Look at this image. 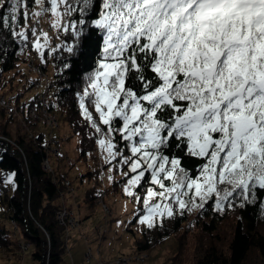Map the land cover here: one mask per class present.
<instances>
[{
    "label": "snow or ice",
    "instance_id": "obj_1",
    "mask_svg": "<svg viewBox=\"0 0 264 264\" xmlns=\"http://www.w3.org/2000/svg\"><path fill=\"white\" fill-rule=\"evenodd\" d=\"M93 7L94 0H0V27L22 43L31 34L42 61L51 54L43 51L48 34L29 25L30 16L50 13L52 27L71 28L76 42L89 39L90 26L99 30L100 58L77 93L79 108L105 162L120 166L127 196L139 203L135 189L150 175L137 222L162 226L165 216L209 200L216 211L239 203L264 216V0H101L98 18L86 20ZM75 47L63 45L68 53ZM185 155L199 158L197 175Z\"/></svg>",
    "mask_w": 264,
    "mask_h": 264
},
{
    "label": "trees",
    "instance_id": "obj_2",
    "mask_svg": "<svg viewBox=\"0 0 264 264\" xmlns=\"http://www.w3.org/2000/svg\"><path fill=\"white\" fill-rule=\"evenodd\" d=\"M71 2L75 5V0ZM100 3L101 0H94V7L89 10L85 17L86 20L98 18ZM34 6L33 2L29 9L30 13ZM78 18L77 11L67 19ZM33 23L30 16L29 25ZM63 32V41L56 44L61 45V48L52 53L47 48L45 52L51 54L41 62L42 69L46 72L50 66L53 68L50 87L53 94L48 99L49 110L58 111L65 117L70 116L69 121L64 118L71 124H83L77 93L82 92L87 86L88 76L97 66L96 61L100 58L99 52L103 46L102 35L98 29L90 26L87 32L89 39L85 42H76L71 28L67 31L63 29ZM29 40H33L31 34H29ZM27 43H22L10 36L5 29L0 27V90L8 88L11 93L10 100L23 114L36 101L34 98L28 101L22 100L23 94L33 86V82H29L27 78V62L23 56L35 55V49H28ZM74 43L76 47L73 53H68L63 48L65 44L73 45ZM65 63L70 64V67L65 68ZM19 87H23L24 91L13 93L14 89ZM90 110L93 111L94 118L98 120V114L94 109ZM5 115L2 110L0 171L15 172V190L12 195H8L3 188H0V205L6 207L8 220L18 225L22 230L21 234L30 243L31 249L28 252L31 251L30 256L33 262L63 264L67 250L66 231L58 223L56 212L62 207L61 198L67 194L64 185L65 176L56 175L53 181L52 174L44 170V162L48 160L51 141L43 132L35 131L31 140L19 136L14 144L4 142L1 137H11L7 130L11 119ZM94 140V137L88 141L86 139V142L84 140L82 155L94 147ZM119 141L125 143L122 140ZM126 154L130 155L127 149ZM182 162L190 169L191 175L198 174L199 158L185 155ZM94 173L98 174V172H92L89 175ZM146 178L147 181L142 180L141 182L144 187L137 188L141 201H143L147 186L150 185L148 173H146ZM165 183L168 184L169 181ZM98 193L100 191L96 185L88 191L87 201L93 202ZM213 204L214 201L209 200L205 203V207L196 213L195 224L200 228L201 240L196 248L193 264H264V216L260 214L259 208L252 205L240 207L237 203L233 208L225 207L223 211H216L212 207ZM188 214L189 212L185 211L183 215L175 214L172 217H165L162 226L157 224L152 229L144 228L139 236L131 230L132 250L136 253L147 252L159 241L170 236H177L180 250L178 254L171 257L170 264H186L182 256L185 247L184 240L179 232L189 219ZM223 226L226 227L227 232H223ZM10 233L6 227L0 226V248L5 247L9 250L13 248L14 242ZM253 251L257 254V258L252 262L249 258Z\"/></svg>",
    "mask_w": 264,
    "mask_h": 264
},
{
    "label": "rangeland",
    "instance_id": "obj_3",
    "mask_svg": "<svg viewBox=\"0 0 264 264\" xmlns=\"http://www.w3.org/2000/svg\"><path fill=\"white\" fill-rule=\"evenodd\" d=\"M34 10H38V6L35 5L32 11ZM37 20L42 25V31L48 34L49 47L47 48L51 51L53 46L63 41V28L52 27L50 13H45ZM64 22L67 23L66 20ZM40 39L43 43V37ZM32 56L39 58V61L42 62L36 51L35 55L32 54ZM23 57L27 62V78L29 82H33V86L23 94L22 100L28 101L34 98L36 101L23 114L10 100L11 93H9L8 88L0 90V102L4 99L7 103L5 108L0 107V116L1 111L4 110L5 116L11 119L7 128L11 137L1 138L6 144H14L19 136L31 140L35 131H41L51 141L50 153L48 154L51 170L48 173L52 174L53 181H55L56 175L65 176L64 185L67 194L60 200L62 205L60 209H70L78 222L77 225L73 226L74 228L70 225L62 226L66 231L67 241L63 264H115L119 258L129 259V264H170L171 257L178 254L180 250L177 236H170L159 241L144 253H136L132 250L133 234L131 230L139 236L144 228H148L137 222L138 215L143 213V201L137 203L134 197L125 194L126 177L120 174V166L115 161L111 165L105 162L103 157L106 153H103L96 143L99 137L83 116V121L80 119L83 124H71L67 122V119L68 121L71 119L70 116L65 117L58 111L49 110L48 99L53 94V90L50 89L53 77L52 66L47 72L42 69L45 75L40 77L39 72L28 68V62L32 60L31 57L27 55ZM40 65L42 67V63ZM23 91V87H19L14 89L13 93L17 94ZM9 103L10 105H8ZM32 107L35 108V111L31 109ZM92 137L95 138L94 147L82 155L84 140L86 142V139L88 141ZM123 144L118 141L117 146L122 147ZM122 150L126 153V149ZM109 167H112L111 172H109ZM124 170L127 171L126 166ZM92 172H98V174L94 173L90 176L89 173ZM9 173L15 174L12 171H0V188H3V191H6L8 195H12L15 190V183L6 182ZM109 175L112 176V180L108 179ZM67 182L70 183V188L67 187ZM96 185H98L100 193L97 194L93 202L87 201L88 191ZM155 187L159 190L158 186ZM135 191L140 195L137 189ZM102 193L104 196L101 197ZM158 199V197H154L150 203ZM198 210L189 212V219L179 232L184 240L185 247L182 256L186 264L194 263L196 248L201 240L200 228L195 224ZM0 226L6 227L11 232L10 235L14 242L11 250L5 247L0 248V264H38L31 260V251L24 255L22 242L30 243L25 240L18 225L8 220L7 209L3 205H0ZM222 230L227 232L225 226ZM134 255H138L136 258L140 260H137ZM250 255L249 259L253 262L257 258V254L253 251Z\"/></svg>",
    "mask_w": 264,
    "mask_h": 264
},
{
    "label": "built area",
    "instance_id": "obj_4",
    "mask_svg": "<svg viewBox=\"0 0 264 264\" xmlns=\"http://www.w3.org/2000/svg\"><path fill=\"white\" fill-rule=\"evenodd\" d=\"M36 24V27L38 29V32L39 31H42V25L41 23L37 20L36 22H34ZM62 34V32H61ZM31 43H32V40H29V42L27 43V48L28 49H31ZM31 57V61L28 62V68L30 70L34 69L35 72H39L40 74V77H42V75H45L43 72H42V67H40L41 65V61H39V58H35L34 56H30ZM10 105V103L8 104ZM4 106H7V103L6 101L3 99L1 102H0V107L2 108H5ZM31 109H33L35 111V108L32 107ZM44 168L45 170L48 172L49 170H51V167L49 165V162L48 160H46L44 162ZM67 187L70 188V183L67 182L66 183ZM104 196V194L102 193L101 194V197ZM99 197V198H101ZM99 202V201H98ZM101 202V200H100ZM99 202V203H100ZM106 211H107V208H106ZM56 219L58 221V223L61 225V226H65V225H70V226H75L78 224L75 216H74V213L70 210V209H66L64 208L63 210L62 209H59L57 212H56ZM15 224V222H14ZM74 228V227H73ZM23 246H22V249L24 250V255L29 251V248H30V244L28 243H23ZM144 253V252H142ZM138 255H134V257L136 258ZM129 258H133V257H129ZM137 260H140L139 258H136ZM129 259L127 260V258H119L118 261L115 262V264H129Z\"/></svg>",
    "mask_w": 264,
    "mask_h": 264
}]
</instances>
